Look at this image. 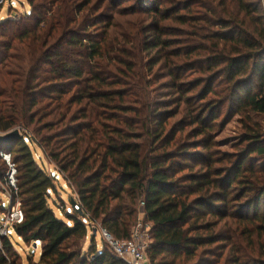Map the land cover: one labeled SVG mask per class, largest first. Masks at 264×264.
Returning a JSON list of instances; mask_svg holds the SVG:
<instances>
[{"label":"trees","instance_id":"1","mask_svg":"<svg viewBox=\"0 0 264 264\" xmlns=\"http://www.w3.org/2000/svg\"><path fill=\"white\" fill-rule=\"evenodd\" d=\"M22 5L0 20V134L20 132L0 140V182L24 213L0 223V264H25L15 235L27 264H127L85 242L129 240L140 214L152 264H264L263 0Z\"/></svg>","mask_w":264,"mask_h":264},{"label":"rangeland","instance_id":"2","mask_svg":"<svg viewBox=\"0 0 264 264\" xmlns=\"http://www.w3.org/2000/svg\"><path fill=\"white\" fill-rule=\"evenodd\" d=\"M12 3L15 7H11ZM263 7H264V0H263ZM14 9L17 12V15H20L21 13L25 14L26 12H29V7L27 5L23 6L22 5V0H8V2L5 4V6L2 9V13L0 15V20H4L7 19V17L9 16V9ZM16 14H13V16ZM241 133V129H240V125L237 123V119H234L230 122V124L226 127V129L224 130V132L222 133V135L219 137V141H221V143L223 144V151H230L231 148V144L234 143L239 135ZM42 153L39 151V154L37 153L36 158L38 159L39 157H42ZM46 167L48 169V171L53 174L54 176L57 177L58 179V184H59V191H58V195L54 196V200L58 197V203L62 208H65L68 211H71V205L69 200L70 199H76L77 195L74 193L73 189L70 188V186H68V184L65 183V181L63 180V177L59 175L57 168L55 165L50 164L49 162H46ZM12 195H11V191L8 189L7 185L4 183L0 182V204L4 203V206L6 208V211H4V214H2V211H0V221L3 225H5V220L4 217L6 215L9 214V212L12 209L11 206V200H12ZM61 200V201H60ZM57 215L59 217L62 216V210H58L55 209ZM140 223L137 225L136 228H134V230L137 229V233H139L140 235H143V237H141V241L144 244H150L151 239H150V227L149 225H145L142 221L143 215L140 214ZM11 228V227H10ZM11 234L15 235L14 231H11ZM92 231L90 230L89 233V238L86 240V244H85V249L89 250L91 247V235H92ZM94 235V234H93ZM96 237V243H97V248L98 249H102L103 246L107 245L106 240L104 239L101 231L97 234ZM14 242L18 243L16 244V248L17 250L21 253V255H23L24 258V263L27 264L26 261V257L27 255L30 253V249L29 247H27L25 244H23L22 240L18 237H16V235L14 236ZM33 253L35 254V260L38 261L39 257H40V253H41V245H39L38 247H34L33 248Z\"/></svg>","mask_w":264,"mask_h":264},{"label":"built area","instance_id":"3","mask_svg":"<svg viewBox=\"0 0 264 264\" xmlns=\"http://www.w3.org/2000/svg\"><path fill=\"white\" fill-rule=\"evenodd\" d=\"M7 2L8 0H0V14L2 13V9ZM10 4L11 7H15L12 3ZM0 136H2V134H0ZM2 156L9 165L8 185L9 187L16 188L17 170L15 165L12 164L11 156L9 154H2ZM3 220H5L6 223L5 225L3 223L2 225L3 227L1 229V235L5 236L8 235L10 226L15 223L23 222L24 213L21 209V204L18 203L16 206L12 207L9 214L6 215ZM137 232V229L133 230L132 237L129 240H118L112 237L106 230H101V233L107 244L118 258L125 261L127 264H152L147 255V248L149 245L147 243L144 244L141 241V237H143V235H140Z\"/></svg>","mask_w":264,"mask_h":264},{"label":"water","instance_id":"4","mask_svg":"<svg viewBox=\"0 0 264 264\" xmlns=\"http://www.w3.org/2000/svg\"><path fill=\"white\" fill-rule=\"evenodd\" d=\"M17 137H20V132L18 130H15L12 133H9L7 135H2L0 137V140L3 141V142H8V141H10V140H12L14 138H17ZM72 207L73 208H77V204H76V201L75 200H72ZM78 210L80 211V213H82V210L81 209L78 208ZM93 234H94V236H97L98 230L95 229L93 231Z\"/></svg>","mask_w":264,"mask_h":264}]
</instances>
